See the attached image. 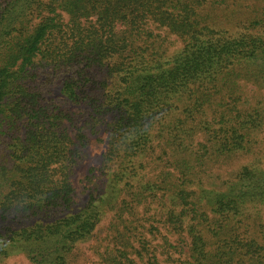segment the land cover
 Here are the masks:
<instances>
[{
    "label": "trees",
    "instance_id": "16d2710c",
    "mask_svg": "<svg viewBox=\"0 0 264 264\" xmlns=\"http://www.w3.org/2000/svg\"><path fill=\"white\" fill-rule=\"evenodd\" d=\"M222 4L0 0V263L71 264L94 238L102 264H264V168L222 171L264 147V6L229 33ZM87 130L105 183L79 206Z\"/></svg>",
    "mask_w": 264,
    "mask_h": 264
},
{
    "label": "rangeland",
    "instance_id": "374dc122",
    "mask_svg": "<svg viewBox=\"0 0 264 264\" xmlns=\"http://www.w3.org/2000/svg\"><path fill=\"white\" fill-rule=\"evenodd\" d=\"M223 4L210 12L214 23H221L224 29L229 30V33L234 32L240 28L241 25L250 19L252 21L256 18L257 14L262 11L264 6V0H222ZM246 26V25H245ZM167 44L169 45V51L179 46V43L174 37L168 38ZM60 79H55L52 82L45 83L40 87L44 93L45 99H59L58 90L60 88ZM258 94H261L258 93ZM258 94L250 91V95L257 96ZM66 109L75 110L70 106H66ZM86 140L84 147L82 148V159H80L73 167L70 177V182L74 190V201L79 205H83L87 202L88 195L92 190L102 188L105 183V177L102 173L101 163L102 157L105 152V137L106 133L100 130L97 134L93 131L87 130ZM261 140V137L258 138ZM1 148V147H0ZM255 152L250 155H238L233 159H229L225 166H222L223 173H229L241 167L242 165L258 163L264 168V147L255 148ZM6 152L3 150L0 153V159L3 163L1 166L7 167L9 164L6 158ZM11 165V163H10ZM9 167V166H8ZM3 190V189H2ZM260 228L264 234V210L261 209L260 214ZM14 216H7L6 222L9 224L14 220ZM16 220V218H15ZM254 220V218L252 219ZM18 221V219L16 220ZM24 222L23 220H21ZM15 223V221H13ZM111 222V215L106 214L105 218L101 222L99 228L100 238L105 235L107 225ZM29 224L31 221L28 222ZM24 224H26L24 222ZM28 225V224H27ZM251 228L256 227L253 222L250 223ZM94 238L91 240L76 246L71 255V264H102L98 262V254L102 252L101 249L95 251ZM0 264H32L31 261L24 255L12 256L1 261Z\"/></svg>",
    "mask_w": 264,
    "mask_h": 264
}]
</instances>
